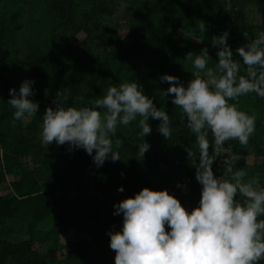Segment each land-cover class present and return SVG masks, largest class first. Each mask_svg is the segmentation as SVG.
I'll use <instances>...</instances> for the list:
<instances>
[{"label": "trees", "instance_id": "trees-1", "mask_svg": "<svg viewBox=\"0 0 264 264\" xmlns=\"http://www.w3.org/2000/svg\"><path fill=\"white\" fill-rule=\"evenodd\" d=\"M262 178L264 0H0V264H264Z\"/></svg>", "mask_w": 264, "mask_h": 264}, {"label": "rangeland", "instance_id": "rangeland-1", "mask_svg": "<svg viewBox=\"0 0 264 264\" xmlns=\"http://www.w3.org/2000/svg\"><path fill=\"white\" fill-rule=\"evenodd\" d=\"M29 9L27 8V11H26V15L28 16L29 15ZM129 14H131V11H128ZM248 18H249V22L250 23H256L257 20H258V12L255 11V12H252V13H249L248 14ZM25 22L27 23V18L25 20ZM24 34H26V31L24 32ZM207 84L209 86H212L214 84V78L213 77H210L207 81ZM216 106V102L212 99H205L203 101V104H202V107L205 108V109H208V110H213L214 107ZM216 116H214L215 118ZM104 121V119H102V122ZM49 123H50V119L49 118H45L41 124V128H40V132H39V135H38V141L39 142H42L43 144H45V142L47 141L46 140V133L48 131V127H49ZM255 156H250L248 158V163L250 165H253L254 162H255ZM93 177H94V174L91 172L89 173V175L86 177V180H85V184L86 185H91L93 184ZM263 179V178H262ZM264 181V179H263ZM113 186L115 187L116 186V182L114 181L113 183ZM12 192H11V185H10V182H6L5 184H3L2 186H0V197H9L11 196ZM59 194V193H58ZM221 255V252H216L213 256L214 258H219Z\"/></svg>", "mask_w": 264, "mask_h": 264}]
</instances>
